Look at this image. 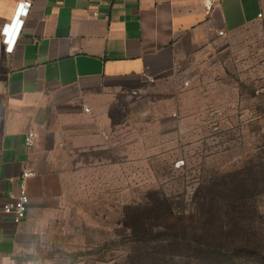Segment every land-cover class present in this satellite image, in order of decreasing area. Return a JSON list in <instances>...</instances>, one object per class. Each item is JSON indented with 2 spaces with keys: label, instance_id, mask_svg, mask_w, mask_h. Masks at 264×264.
Masks as SVG:
<instances>
[{
  "label": "crops",
  "instance_id": "0c3cea01",
  "mask_svg": "<svg viewBox=\"0 0 264 264\" xmlns=\"http://www.w3.org/2000/svg\"><path fill=\"white\" fill-rule=\"evenodd\" d=\"M263 19L264 0H0V264L44 259L70 202L54 189L100 165L99 117L117 95ZM25 170L34 176L16 224L3 207Z\"/></svg>",
  "mask_w": 264,
  "mask_h": 264
},
{
  "label": "rangeland",
  "instance_id": "374dc122",
  "mask_svg": "<svg viewBox=\"0 0 264 264\" xmlns=\"http://www.w3.org/2000/svg\"><path fill=\"white\" fill-rule=\"evenodd\" d=\"M99 118L100 165L54 189L70 202L58 205L49 250L36 263L128 264L132 247L150 245L134 243L130 216L145 218L164 200L190 212L196 192L226 175L264 187V19L117 95ZM256 205L264 216V192Z\"/></svg>",
  "mask_w": 264,
  "mask_h": 264
},
{
  "label": "trees",
  "instance_id": "16d2710c",
  "mask_svg": "<svg viewBox=\"0 0 264 264\" xmlns=\"http://www.w3.org/2000/svg\"><path fill=\"white\" fill-rule=\"evenodd\" d=\"M239 175L202 186L190 212L164 200L145 210V218L130 216L134 243L150 245L132 247L128 264H264V216L256 205L264 187L260 179L238 181Z\"/></svg>",
  "mask_w": 264,
  "mask_h": 264
},
{
  "label": "built area",
  "instance_id": "2783aa9c",
  "mask_svg": "<svg viewBox=\"0 0 264 264\" xmlns=\"http://www.w3.org/2000/svg\"><path fill=\"white\" fill-rule=\"evenodd\" d=\"M261 17V14L258 15ZM25 16L20 17V21H23ZM220 35L222 33H219ZM151 78L150 80H153ZM85 112L88 113L89 109H85ZM35 136L33 133H28L25 138V145L28 148H31L34 145ZM34 173L31 171H23L20 176V185L16 194H10L9 201L4 205L3 212L6 215H10L14 223L19 224L26 217L29 205V196L27 192V181L29 178L33 177ZM9 264H17L16 259L11 258ZM29 264H40V263H29Z\"/></svg>",
  "mask_w": 264,
  "mask_h": 264
},
{
  "label": "snow or ice",
  "instance_id": "6c2138e0",
  "mask_svg": "<svg viewBox=\"0 0 264 264\" xmlns=\"http://www.w3.org/2000/svg\"><path fill=\"white\" fill-rule=\"evenodd\" d=\"M7 30H8V29H7V26H6V27H5V32H7Z\"/></svg>",
  "mask_w": 264,
  "mask_h": 264
}]
</instances>
